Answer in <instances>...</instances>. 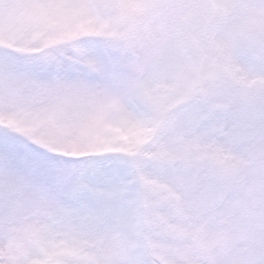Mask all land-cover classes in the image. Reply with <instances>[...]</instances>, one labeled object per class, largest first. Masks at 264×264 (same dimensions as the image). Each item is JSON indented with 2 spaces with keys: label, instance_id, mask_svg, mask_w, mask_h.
Returning a JSON list of instances; mask_svg holds the SVG:
<instances>
[{
  "label": "snow or ice",
  "instance_id": "snow-or-ice-1",
  "mask_svg": "<svg viewBox=\"0 0 264 264\" xmlns=\"http://www.w3.org/2000/svg\"><path fill=\"white\" fill-rule=\"evenodd\" d=\"M0 264H264V0H0Z\"/></svg>",
  "mask_w": 264,
  "mask_h": 264
}]
</instances>
